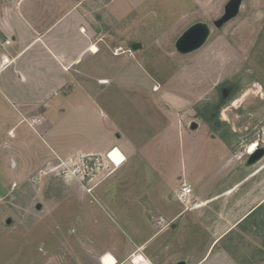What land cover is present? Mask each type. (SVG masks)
<instances>
[{
  "label": "rangeland",
  "instance_id": "374dc122",
  "mask_svg": "<svg viewBox=\"0 0 264 264\" xmlns=\"http://www.w3.org/2000/svg\"><path fill=\"white\" fill-rule=\"evenodd\" d=\"M229 1L0 0V62L4 25L25 16L43 28L79 10L98 47L78 82L99 109L79 114L84 96H71L70 124L83 135L71 140L123 143L110 159L81 153L54 166L34 145L0 146V264H100L141 246L155 264H192L217 241L242 264H264V157L246 165L253 144L264 148V0H243L216 27ZM197 22L209 38L179 53L177 39ZM185 182L189 204L178 199ZM249 193L263 206L217 240V222L226 227L234 199ZM200 196L228 204L197 212Z\"/></svg>",
  "mask_w": 264,
  "mask_h": 264
},
{
  "label": "crops",
  "instance_id": "0c3cea01",
  "mask_svg": "<svg viewBox=\"0 0 264 264\" xmlns=\"http://www.w3.org/2000/svg\"><path fill=\"white\" fill-rule=\"evenodd\" d=\"M86 23L79 10L72 8L43 28L35 19L25 16L1 27L4 34L10 36V42L3 43L5 50L0 62V146L7 148L4 152L26 153L34 145L46 156L43 163L50 162V166H54L59 160L65 161L81 153L106 157L112 148L123 146L121 141L119 144L112 139L104 147L91 145L85 148L81 146L82 142L74 144L71 140L83 137L81 130L70 124L71 96H84L79 114H84L86 108L96 111L99 107L98 99L92 96L85 82H78L79 74H83L80 66L98 47ZM258 184L262 187L263 181ZM227 200L200 196L195 211L207 210L210 204L217 212V204H228ZM234 204L239 208L233 212L229 210L227 216H223L227 218V226L223 227L224 221L216 224L221 227L217 229L221 234L217 240L253 216L263 206V195L244 194L235 198ZM238 212L241 213L239 216ZM218 242L192 264H242L235 254L219 248ZM142 248L138 247L129 258L121 253H108L115 257V264H135L132 255L140 253L155 264ZM100 264H103L101 260Z\"/></svg>",
  "mask_w": 264,
  "mask_h": 264
},
{
  "label": "water",
  "instance_id": "95a60500",
  "mask_svg": "<svg viewBox=\"0 0 264 264\" xmlns=\"http://www.w3.org/2000/svg\"><path fill=\"white\" fill-rule=\"evenodd\" d=\"M243 0H230L226 6L224 13L221 17L214 21L216 27H222L224 24L235 18L241 8ZM211 34V28L205 22H197L186 29L176 41V49L181 54H188L201 48ZM140 45H137V47ZM198 124L194 121L191 123L190 128L196 129ZM264 157V148L255 149L248 157L246 165L251 166L256 164ZM37 208H41V204H37ZM11 220L8 219L7 223ZM174 264H187L185 260L177 261Z\"/></svg>",
  "mask_w": 264,
  "mask_h": 264
},
{
  "label": "built area",
  "instance_id": "2783aa9c",
  "mask_svg": "<svg viewBox=\"0 0 264 264\" xmlns=\"http://www.w3.org/2000/svg\"><path fill=\"white\" fill-rule=\"evenodd\" d=\"M7 43L8 42H10V40L8 39L7 41H6ZM110 153H111V151H109L108 153H107V156H110ZM124 158H125V156H124ZM192 193H193V188H192V186L189 184V183H187V182H185L182 186H181V188H180V190H179V192H178V199L181 201V202H184V203H186V204H189L190 203V196L192 195ZM105 256H106V254H103L101 257H100V260H101V262L103 263V264H105V262H104V258H105ZM141 258V259H140ZM132 261L135 263V264H151V261L148 259V258H146L145 256H140V255H135V254H133L132 255ZM116 263V262H115Z\"/></svg>",
  "mask_w": 264,
  "mask_h": 264
},
{
  "label": "bare ground",
  "instance_id": "6f19581e",
  "mask_svg": "<svg viewBox=\"0 0 264 264\" xmlns=\"http://www.w3.org/2000/svg\"><path fill=\"white\" fill-rule=\"evenodd\" d=\"M257 145H258L257 143L253 144V145L250 147L249 153H250V152L252 153V151H254V150L256 149ZM111 152H112V151H111ZM108 158L110 159L109 156H108ZM105 254H106V256H105V258H104V262H105V264H107L106 262H107V261H110L111 259H110L109 257H107L108 252L105 253ZM136 255H140V256H142L141 253H140V254H136ZM140 259H141V258H140ZM115 262H116V260L114 261L113 264H115Z\"/></svg>",
  "mask_w": 264,
  "mask_h": 264
},
{
  "label": "flooded vegetation",
  "instance_id": "af4514ba",
  "mask_svg": "<svg viewBox=\"0 0 264 264\" xmlns=\"http://www.w3.org/2000/svg\"><path fill=\"white\" fill-rule=\"evenodd\" d=\"M257 148H263V147H261V146H258V147H256V149H257ZM252 152H253V151H252ZM250 154H251V152L249 153V155H250ZM246 162H247V161H246Z\"/></svg>",
  "mask_w": 264,
  "mask_h": 264
}]
</instances>
